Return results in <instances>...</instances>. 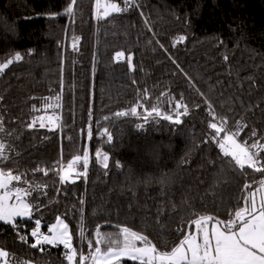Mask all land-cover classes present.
Masks as SVG:
<instances>
[{"label": "trees", "instance_id": "1", "mask_svg": "<svg viewBox=\"0 0 264 264\" xmlns=\"http://www.w3.org/2000/svg\"><path fill=\"white\" fill-rule=\"evenodd\" d=\"M69 3L0 0V62L23 54L0 73V143L9 157L0 169L23 174L14 181L20 188L41 186L27 197L38 206L30 216L0 223L8 264H68L61 246L30 247L36 220L44 234L60 217L86 255L82 216L94 246L98 226L102 233L126 226L161 251L191 233L199 216L227 222L264 172L227 162L210 140L208 124L218 121L208 105L229 131L240 128L238 142L264 145V0H138L139 7L104 19L96 18V0H77L72 16L61 14ZM177 102L188 108L181 124L144 123L153 105L183 112ZM134 106L139 117L114 116ZM77 156L74 179L61 183L62 167Z\"/></svg>", "mask_w": 264, "mask_h": 264}, {"label": "snow or ice", "instance_id": "2", "mask_svg": "<svg viewBox=\"0 0 264 264\" xmlns=\"http://www.w3.org/2000/svg\"><path fill=\"white\" fill-rule=\"evenodd\" d=\"M77 0H70V3L64 9V13L68 16L74 14L73 5ZM124 6L121 7L118 3L105 2L96 0V18L104 19L110 17L112 13H121L128 11L134 5L139 7L138 0H123ZM103 8L101 13L100 9ZM143 15V13H141ZM78 39V38H77ZM183 40L184 37L178 38ZM75 48V43L73 44ZM31 51L29 52V55ZM124 53L118 52L116 58H123ZM23 59V54L15 52L11 58L5 62H0V73H3L14 61L19 62ZM129 68H132V57L128 56ZM179 67V65H177ZM163 95V94H162ZM59 99V97H57ZM182 99V98H181ZM205 103H208L205 101ZM51 105H49L50 107ZM143 107V105H140ZM210 115L218 122H209L208 127L214 130L215 135L210 136L211 142L215 143L224 157H230L227 162L233 164L234 168L243 171L245 166L254 169L256 172H264V163L261 153H264V145L259 142L249 145L246 141L240 143L237 141L240 128L232 132L227 129V119L223 117H215L211 110V104L208 105ZM183 107V112L176 111L175 115L162 111L158 105H153L151 109H146V114L143 116L144 123H148L150 119H162L169 121L175 125L182 123L181 116L188 114V108L185 105L177 102L175 108L178 110ZM115 117L134 116L139 117L140 113L137 107H131L126 111H118L114 114ZM53 119V117H49ZM105 120L109 117H105ZM158 122V120H157ZM35 121H33V124ZM240 122H237L239 125ZM33 124L28 125L32 127ZM41 127L45 125L41 123ZM143 124H138L137 128H142ZM0 131H4L0 126ZM221 133L224 135L221 138ZM91 134V133H90ZM103 134H108L105 129ZM252 136H256V132H252ZM261 139H264L262 137ZM108 140L111 141V135H108ZM208 141L206 140L205 143ZM6 145L0 143V162L9 159L4 154ZM255 149V150H254ZM97 159L101 158V153H96ZM81 160L80 156L74 158L69 163V168L74 167ZM109 156H102L103 166L108 167L107 161ZM186 162V161H185ZM89 163V153L84 151L83 167L86 175V170ZM117 167H121L117 162ZM34 171H43L36 169ZM47 175V171L44 172ZM59 175V173H57ZM23 174L14 175L13 171H4L0 169V221L5 224H13L17 217L30 216L34 206L27 199L34 191H40L39 184H33L29 188L24 189L12 186L13 181H21ZM67 179L66 176L60 175V182L63 183ZM27 183V181H23ZM260 188L256 189L249 195L243 197L244 207L235 210L234 216L230 214L227 222L216 220L211 229L208 227V222L213 220L211 216H199L192 220L196 225L195 234H183L182 239L178 244H175L170 251H161L155 244L149 240L148 236L143 233H138L126 226H117L116 233H102L97 227L95 233V246L92 240L85 236L83 226V216L81 218L79 237L83 240H88L89 253L78 251L73 247V236L69 231L67 223L57 217L56 224L48 228L50 235L40 232V221L36 220V227L32 230L31 236L35 238V242L30 245L32 248H40L43 251L44 245L57 247L62 245L66 250L64 258L68 264H122L123 259L130 260L134 264H264V194L259 198L257 203L256 193L264 192V179L259 181ZM252 185L245 184L244 188L249 189ZM14 200L15 203H9ZM83 204V201H81ZM179 231V230H178ZM21 240L27 242L26 236H21ZM139 242V244L137 243ZM101 245H104L102 248ZM9 253L6 250L0 249V259L4 260V264H8L7 257Z\"/></svg>", "mask_w": 264, "mask_h": 264}, {"label": "rangeland", "instance_id": "3", "mask_svg": "<svg viewBox=\"0 0 264 264\" xmlns=\"http://www.w3.org/2000/svg\"><path fill=\"white\" fill-rule=\"evenodd\" d=\"M51 106H53V103H51L50 104ZM46 106H49V105H46ZM74 173H76V168H75V166L74 167H72V168H69V164L68 165H66V166H64V167H62V169H61V175H64V176H66L67 177V181H71V180H73L74 179ZM12 186H14V187H18L15 183H14V181L12 182ZM0 194H2V190H0ZM9 203L11 204V203H15V201L14 200H10L9 201ZM25 217H27V216H24V217H17L16 219H24ZM15 219V220H16ZM4 223L3 221H0V223ZM56 222H57V220H55L51 225H53V224H56ZM65 223V222H64ZM50 225V226H51ZM49 226V227H50ZM48 227V228H49ZM195 232L196 231H194L193 233L195 234ZM44 234H46V235H50V233L48 232V229H47V232L46 233H44ZM138 243V242H137ZM59 246H61V247H63L62 245H59ZM65 250V249H64ZM66 251V250H65ZM7 259V258H6ZM0 264H4V260L3 259H0Z\"/></svg>", "mask_w": 264, "mask_h": 264}, {"label": "crops", "instance_id": "4", "mask_svg": "<svg viewBox=\"0 0 264 264\" xmlns=\"http://www.w3.org/2000/svg\"><path fill=\"white\" fill-rule=\"evenodd\" d=\"M253 192H255V191H253ZM262 194H264V192H257L256 193V199H257V203L259 202V198H260V196L262 195ZM215 222H208V227H209V229H211V227H212V225L214 224ZM194 231H196V225H194L193 226V229H192V231H191V234H194L193 232ZM196 233V232H195Z\"/></svg>", "mask_w": 264, "mask_h": 264}]
</instances>
